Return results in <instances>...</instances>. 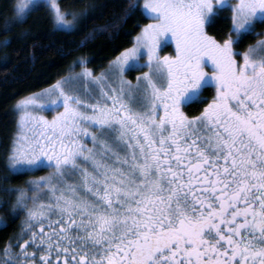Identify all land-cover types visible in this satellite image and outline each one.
I'll return each instance as SVG.
<instances>
[{"label": "snow or ice", "instance_id": "snow-or-ice-1", "mask_svg": "<svg viewBox=\"0 0 264 264\" xmlns=\"http://www.w3.org/2000/svg\"><path fill=\"white\" fill-rule=\"evenodd\" d=\"M29 3L15 5L16 23L46 7L70 34L89 16L87 5ZM142 9L149 22L106 71L81 67L19 102L3 179L50 171L3 189L15 196L10 215L23 218L0 264H264V32L255 31L264 0L228 6L235 36L223 40L206 25L225 0ZM139 10L132 3L125 15ZM246 35L261 39L236 51ZM168 41L174 55L162 56ZM132 66L147 68L135 83ZM47 104L59 109L51 119L39 114Z\"/></svg>", "mask_w": 264, "mask_h": 264}, {"label": "trees", "instance_id": "trees-1", "mask_svg": "<svg viewBox=\"0 0 264 264\" xmlns=\"http://www.w3.org/2000/svg\"><path fill=\"white\" fill-rule=\"evenodd\" d=\"M143 0H60L62 10H80L90 6L89 16L78 31L66 33L57 30L49 18L46 7L32 11L27 22L12 23V29L4 31L0 19V248L10 237L20 231L22 213L15 216L12 212L14 194L5 187H21L32 172L16 174L9 180L5 176L4 158L17 131L16 102L22 97L41 90L61 77L68 75L80 66L73 62L84 58L86 65L95 72L106 69L109 61L134 42L140 27L148 22L142 15ZM132 3L140 6L139 11L125 15ZM44 4V2L39 3ZM14 14L8 5L7 16ZM230 13L225 7L207 24L209 34L219 40L229 36L231 31ZM255 31H264V23H257ZM94 34V38L85 42V37ZM258 35H246L240 41V48L256 43ZM82 45V46H81ZM238 45V44H237ZM205 103V102H204ZM199 110L200 105L191 107ZM40 168L38 172H46ZM6 223V226H5Z\"/></svg>", "mask_w": 264, "mask_h": 264}, {"label": "rangeland", "instance_id": "rangeland-1", "mask_svg": "<svg viewBox=\"0 0 264 264\" xmlns=\"http://www.w3.org/2000/svg\"><path fill=\"white\" fill-rule=\"evenodd\" d=\"M18 2H19V0H0V19L3 18V22L1 23V28L4 29L6 22H7L8 24H11V25H12L13 22H16V21H17L18 17H17V15H16L14 9H15V5H16ZM42 2H44V3L46 4V3H47V0H30L29 8H32L34 5L39 4V3H42ZM58 2H59V4H60V0H58ZM235 2H236V0H225V7L228 8V6H230L231 4H233V3H235ZM9 4L11 5V10L13 9V11H14V14H13V16H12L11 18L6 17V16H7V12H8V5H9ZM142 5H143V1H142V3H141V8H142ZM142 10H143V9H142ZM148 22H149V21H148ZM148 22H147V23H148ZM209 22H210V21H209ZM209 22H208V23H209ZM206 26H207V25H206ZM206 30H207V28H206ZM207 32H208V31H207ZM257 32H260V31H257ZM263 32H264V31H263ZM208 34H209V33H208ZM209 35H211V34H209ZM229 35H233V36H235V32L233 31V32L230 33ZM244 37H245V36H244ZM244 37H242L241 40H243ZM259 39H261L260 36L258 37L257 40H259ZM254 44H255V43H254ZM131 46H132V45H131ZM131 46H129V47H131ZM129 47H127V48H129ZM174 48H175V44H174L172 41H168V45L165 46V47H163L162 51L160 52V55H162V56H163V55H166V54H168V55H174ZM234 48H235L236 51H238V52H242V51L239 50V49H240V42L238 43V45H235V44H234ZM146 60H147V56H146V55L143 56V57H141V63L146 62ZM81 67H88V66H87L86 64H84V65H80L77 69L74 68V69H72V71H70V72H79V71L81 70ZM88 68H89V67H88ZM107 68H108V67H107ZM107 68L104 69L103 71H106ZM89 69H91V68H89ZM103 71H100V72H95V71H93V74L96 75V74H99V73H101V72H103ZM144 71H147V68H145V67H135V66H132V67L129 69V71H127V72L125 73V77H126L127 79L132 80L133 83H135V78H136V76H137L139 73H142V72H144ZM70 72L68 73V75L70 74ZM68 75H66V76H68ZM64 77H65V76H64ZM60 79H61V78H60ZM110 79H111V77H110ZM58 80H59V79H58ZM53 84H55V82H54ZM53 84H51V85H53ZM49 86H50V85H49ZM49 86H47V87H45V88H43V89H47ZM72 87H75V88H77L78 90H82V88H83V82H82V81H81V82H78L77 84L72 85ZM89 87H91V85H89ZM41 90H42V89H41ZM41 90H38V91L32 92V93H30V94H28V95L22 97L21 99H19V100L16 102V104H15V111H16V115H17V131L19 130V127H20V125H19V121H20L21 113H22V111H23V109L20 108V107L18 106V105H19V102L22 101V100H24V99H26V98H28L31 94H33V93H38V92H40ZM97 91H98V89H97ZM57 110H59V109H56V108H55L53 105H51V104H47V105H45L43 111H41L39 114H40V115H44V116L48 117L49 119H51V117H52L53 115H55V112H56ZM29 111H32V109L30 108ZM17 131H16V133H17ZM40 168H47L48 170H47L46 172H38V170H39ZM49 171H50V169H49L46 165H45V166H41V167H39L38 169H36L35 171H30V172H32L33 174L30 176L29 179L34 178V177L44 176V175H46ZM22 215H23V213H22ZM22 218H23V217H22ZM22 218H21V220H22ZM3 222H4V221L0 220V225H1Z\"/></svg>", "mask_w": 264, "mask_h": 264}, {"label": "flooded vegetation", "instance_id": "flooded-vegetation-1", "mask_svg": "<svg viewBox=\"0 0 264 264\" xmlns=\"http://www.w3.org/2000/svg\"><path fill=\"white\" fill-rule=\"evenodd\" d=\"M257 32V31H256ZM238 43H236L235 45H237ZM249 46V45H248ZM247 46V47H248ZM246 47V48H247ZM246 48L245 49H242V48H240L239 50L240 51H244V50H246ZM237 59H239V57H237ZM209 71L211 70L210 68L208 69ZM214 94V88L213 87H209V88H207V90H205L203 93H202V95L204 96V97H207L208 99H210L211 98V96ZM204 102L205 103H207V100H204ZM203 105L201 104L200 105V108L202 107ZM185 111L186 112H188L190 115H195L197 112H198V110L197 109H195V108H185Z\"/></svg>", "mask_w": 264, "mask_h": 264}]
</instances>
